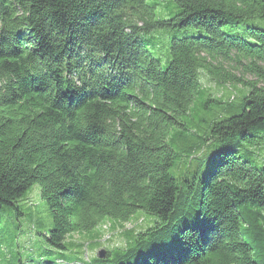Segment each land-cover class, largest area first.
<instances>
[{
    "label": "trees",
    "instance_id": "16d2710c",
    "mask_svg": "<svg viewBox=\"0 0 264 264\" xmlns=\"http://www.w3.org/2000/svg\"><path fill=\"white\" fill-rule=\"evenodd\" d=\"M201 77L242 90L172 175ZM34 184L59 250L150 219L87 264H264V0H0V212Z\"/></svg>",
    "mask_w": 264,
    "mask_h": 264
},
{
    "label": "rangeland",
    "instance_id": "374dc122",
    "mask_svg": "<svg viewBox=\"0 0 264 264\" xmlns=\"http://www.w3.org/2000/svg\"><path fill=\"white\" fill-rule=\"evenodd\" d=\"M201 84L207 92L202 90L195 97L190 116L183 118L187 130L174 128L169 135L171 147L178 156L172 175L179 176L188 166L190 157L200 159L206 150V147L202 148L203 138L208 135L218 111L212 103L205 108L207 100L223 99L227 94L236 98L242 90L238 86L217 87L205 77H201ZM234 104L237 105V101ZM16 208L17 212L11 207H4L0 212V264H87L100 250L124 247L127 238L123 230L133 228L138 232L150 223L142 211H137L127 224L103 220L88 232L67 235L63 249L59 250L43 238L52 228V219L39 197L36 184L18 200Z\"/></svg>",
    "mask_w": 264,
    "mask_h": 264
},
{
    "label": "water",
    "instance_id": "95a60500",
    "mask_svg": "<svg viewBox=\"0 0 264 264\" xmlns=\"http://www.w3.org/2000/svg\"><path fill=\"white\" fill-rule=\"evenodd\" d=\"M104 256H105V250L103 249V250L98 251L96 257H97L98 259H103Z\"/></svg>",
    "mask_w": 264,
    "mask_h": 264
}]
</instances>
